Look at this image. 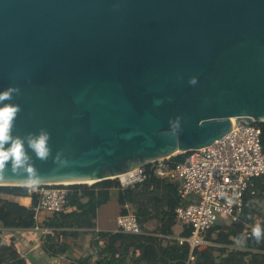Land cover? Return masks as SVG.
Listing matches in <instances>:
<instances>
[{
  "label": "water",
  "instance_id": "1",
  "mask_svg": "<svg viewBox=\"0 0 264 264\" xmlns=\"http://www.w3.org/2000/svg\"><path fill=\"white\" fill-rule=\"evenodd\" d=\"M9 87L25 154L0 186L119 178L264 121V0H0Z\"/></svg>",
  "mask_w": 264,
  "mask_h": 264
},
{
  "label": "trees",
  "instance_id": "2",
  "mask_svg": "<svg viewBox=\"0 0 264 264\" xmlns=\"http://www.w3.org/2000/svg\"><path fill=\"white\" fill-rule=\"evenodd\" d=\"M257 125L261 130L260 137L264 148V121L257 122ZM183 157V154H177L172 160L181 161ZM145 169L148 176L143 182L125 187L116 178L99 181L90 187L86 184L70 185L68 205H76L81 211L75 213L69 223L77 227H90L95 206L108 200L110 188H119L121 203L129 202L134 206L133 210L141 228L151 217L158 216L159 231L164 234L172 233L171 228L176 223L175 209L182 203L179 196L180 183L157 177L150 165H146ZM2 195L30 196L32 207L23 206ZM243 200L238 219L232 222L222 219L215 224L206 234V239L211 243L205 247L192 248L188 241L180 242L179 239L163 246L158 237L122 231L98 233L96 243L98 246L99 240L103 239L105 243L101 253L108 250L113 253V259L121 262L123 257H114V242L118 239L122 242L128 241L129 245H134L140 250V255L132 264H264V174L252 180V184L244 192ZM37 203L38 195L30 193L27 187L0 186V226L4 229L34 226L33 206ZM62 213L64 211L58 214ZM57 219L52 218L48 225H63L57 222ZM257 224L262 229L259 239L252 235V229ZM2 232L0 231V264H26V260L20 257L13 239L7 242L1 240ZM191 232V227L184 225L181 234L183 237H189Z\"/></svg>",
  "mask_w": 264,
  "mask_h": 264
},
{
  "label": "built area",
  "instance_id": "3",
  "mask_svg": "<svg viewBox=\"0 0 264 264\" xmlns=\"http://www.w3.org/2000/svg\"><path fill=\"white\" fill-rule=\"evenodd\" d=\"M260 134L257 122L232 121L231 129L223 137L202 148L181 152L184 156L181 161H173L172 156L152 159L128 172L133 173L129 181L119 179L123 187L143 182L148 176L145 167L150 165L157 177L179 182L182 203L175 209V218L192 230L189 237L180 236L179 241H188L192 248H200L210 244L206 234L220 220L238 219L245 190L254 178L264 174ZM70 185L73 184L28 186L30 193L38 195V203L33 206L35 213L66 211ZM125 206L127 211L118 215L115 231L139 234L141 226L137 215L128 204ZM2 230L5 229L0 226ZM101 247L97 249L94 264L100 263Z\"/></svg>",
  "mask_w": 264,
  "mask_h": 264
},
{
  "label": "crops",
  "instance_id": "4",
  "mask_svg": "<svg viewBox=\"0 0 264 264\" xmlns=\"http://www.w3.org/2000/svg\"><path fill=\"white\" fill-rule=\"evenodd\" d=\"M2 196L23 206L32 207L30 196ZM126 204L133 209L131 203H121L119 188H110L108 200L95 206L90 227H77L69 223L74 214L81 211L76 205H72L62 214L35 213L34 226L2 230L1 240L7 242L13 239L20 257L26 260V264H94L97 249L105 243L101 239L97 246L96 241L99 237L97 231L116 232L117 217L127 211ZM52 218H58L57 222L63 225L49 226L48 222ZM159 219L158 216L151 217L143 224L139 234L158 237L162 240L163 246L182 236L184 229L182 223L176 220L171 228L172 233L164 234L158 229ZM127 242L119 239L114 242L116 248L114 257H123L125 264H132L140 255V250ZM111 254L113 253H109L108 250L103 253L101 256L103 260L99 264H123V261L113 259Z\"/></svg>",
  "mask_w": 264,
  "mask_h": 264
},
{
  "label": "clouds",
  "instance_id": "5",
  "mask_svg": "<svg viewBox=\"0 0 264 264\" xmlns=\"http://www.w3.org/2000/svg\"><path fill=\"white\" fill-rule=\"evenodd\" d=\"M14 89L11 87L0 90V102L10 99ZM18 106L12 103H0V161L19 164L23 158L25 140L20 137H13L10 133L12 120ZM47 133L39 132L34 137L27 140L30 146L40 157L47 154L46 142ZM252 235L259 239L262 235V229L259 224L255 225L252 229Z\"/></svg>",
  "mask_w": 264,
  "mask_h": 264
},
{
  "label": "bare ground",
  "instance_id": "6",
  "mask_svg": "<svg viewBox=\"0 0 264 264\" xmlns=\"http://www.w3.org/2000/svg\"><path fill=\"white\" fill-rule=\"evenodd\" d=\"M232 121H236V118H232ZM177 152H174L173 154H168L167 157L171 156V155H174L176 154ZM131 174L133 175V173H121L119 174V178L121 179L122 182H127L129 181L131 178ZM40 181H50V182H53V183H64V184H74V183H94L96 182L97 180H94L92 178H88V179H60V180H52V179H49V180H29V181H18V182H14L16 184H19V185H28V186H32L34 184H36L37 182H40ZM4 183H9V182H4Z\"/></svg>",
  "mask_w": 264,
  "mask_h": 264
},
{
  "label": "rangeland",
  "instance_id": "7",
  "mask_svg": "<svg viewBox=\"0 0 264 264\" xmlns=\"http://www.w3.org/2000/svg\"><path fill=\"white\" fill-rule=\"evenodd\" d=\"M181 152H178V153H176V154H174V155H171L172 157L173 156H175V155H177V154H180ZM116 179H118L119 180V182H120V184H121V181H120V179L119 178H116ZM95 183H97V182H95ZM87 186H93V185H95L94 183H88V184H86ZM122 185V184H121ZM262 205H264V201H263V203H262ZM262 214H263V216H264V206H263V212H262ZM211 243V242H210ZM203 247H205V246H203Z\"/></svg>",
  "mask_w": 264,
  "mask_h": 264
}]
</instances>
